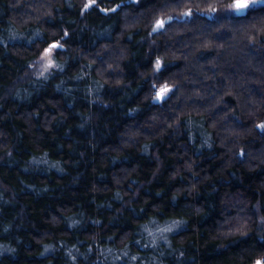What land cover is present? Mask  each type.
<instances>
[{"label": "clouds", "instance_id": "obj_1", "mask_svg": "<svg viewBox=\"0 0 264 264\" xmlns=\"http://www.w3.org/2000/svg\"><path fill=\"white\" fill-rule=\"evenodd\" d=\"M0 264H264V0H0Z\"/></svg>", "mask_w": 264, "mask_h": 264}]
</instances>
